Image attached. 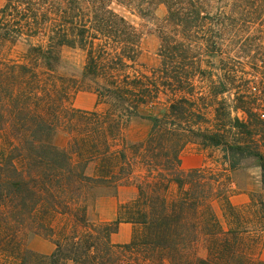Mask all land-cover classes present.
I'll list each match as a JSON object with an SVG mask.
<instances>
[{"label": "trees", "instance_id": "trees-1", "mask_svg": "<svg viewBox=\"0 0 264 264\" xmlns=\"http://www.w3.org/2000/svg\"><path fill=\"white\" fill-rule=\"evenodd\" d=\"M245 1L253 0L5 1L0 264H264V200L235 206L229 175L253 158L264 183V84L258 89L224 56L223 3L232 2L239 19ZM157 3L167 7L160 62L147 69L144 31L121 8L145 16ZM21 42L26 48L17 51ZM64 47L84 53L80 78L63 72ZM213 55L221 56L216 71ZM82 84L103 109L70 104ZM136 116L151 121L150 131L128 144L124 131ZM59 131L68 135L63 146L54 142ZM193 141L220 150L223 168L184 171L182 152ZM137 171V195L120 203L116 219L91 220L95 191ZM121 222L134 229L117 244L111 236ZM30 232L49 237L54 250L29 249Z\"/></svg>", "mask_w": 264, "mask_h": 264}, {"label": "rangeland", "instance_id": "rangeland-1", "mask_svg": "<svg viewBox=\"0 0 264 264\" xmlns=\"http://www.w3.org/2000/svg\"><path fill=\"white\" fill-rule=\"evenodd\" d=\"M5 1L0 0V9ZM245 3L247 6L241 10L243 13L239 19L231 16V10L234 8L232 2L223 3L225 11L230 14H227V18L225 19V51L227 54L225 53L224 56L226 58L227 56H231L230 61L236 64L239 69L248 71L246 74L249 78H253V82H260L253 84H256L258 89H262L263 87L261 85L264 84V0H253L249 3L245 1ZM150 7L151 11L145 16H142L137 10L121 8L122 12L144 31L140 63L147 69L156 67L160 62L157 54L160 46L159 24L167 13V7L163 3H157ZM252 11L254 12L253 14ZM25 48L26 44L23 42L18 43L16 46L17 51H23ZM61 53L63 58V72L80 78L85 63L84 53L79 49L69 47H64ZM212 57L215 63L212 68L216 71L219 69V66H222L220 63L221 56L213 55ZM227 98L229 106H232V97L227 95ZM70 104L82 109H103L105 107L103 104H98L96 94L86 84H82L76 90L70 100ZM261 108V112H264L263 105ZM233 114L236 115L237 112L233 111ZM238 114L242 115V112ZM150 127V120L139 116L133 117L125 128V141L131 144L143 140L148 135ZM67 140L68 135L63 131H59L54 138V142L58 146L65 145ZM262 150L264 151V146H262ZM181 166L184 171L198 167H210L215 170L222 169L221 151L205 148L195 141L189 142L182 152ZM261 174V167L253 158L243 160L239 168L229 171L232 191L231 200L235 206L243 207L254 200H264V183L262 182ZM139 178L140 174L137 171L133 179H123L116 185L103 186L97 189L89 208L91 220L102 221L97 207V202L100 198L118 196L116 193L119 187L125 189V193L123 194L129 192L130 186L137 189V181ZM105 206L106 210L104 215L107 216L109 214L110 204L106 203ZM211 206L216 215L224 221L222 200L214 198L211 201ZM26 246L41 254H49L55 247L49 237L34 232H30L27 235ZM201 251L204 253L203 249Z\"/></svg>", "mask_w": 264, "mask_h": 264}, {"label": "crops", "instance_id": "crops-1", "mask_svg": "<svg viewBox=\"0 0 264 264\" xmlns=\"http://www.w3.org/2000/svg\"><path fill=\"white\" fill-rule=\"evenodd\" d=\"M125 193V189L119 187L116 194L118 196L100 198L97 202V207L100 213V219L102 221H113L117 217L119 203L126 202L136 197L137 189L133 186L129 187V192ZM233 199V198H232ZM106 203L110 204L109 214L104 215L106 210ZM134 225L131 222H121L118 231L113 233L111 240L117 244L127 243L132 238ZM262 259L264 260V249L262 251Z\"/></svg>", "mask_w": 264, "mask_h": 264}]
</instances>
